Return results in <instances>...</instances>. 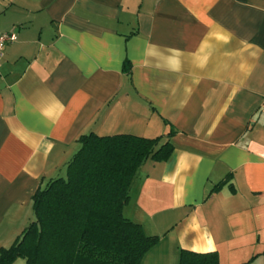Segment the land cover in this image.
<instances>
[{
  "label": "crops",
  "instance_id": "crops-1",
  "mask_svg": "<svg viewBox=\"0 0 264 264\" xmlns=\"http://www.w3.org/2000/svg\"><path fill=\"white\" fill-rule=\"evenodd\" d=\"M9 31L0 247L81 135L132 133L174 146L141 166L124 208L160 237L145 264H177L182 249L264 264V0H0Z\"/></svg>",
  "mask_w": 264,
  "mask_h": 264
},
{
  "label": "trees",
  "instance_id": "trees-1",
  "mask_svg": "<svg viewBox=\"0 0 264 264\" xmlns=\"http://www.w3.org/2000/svg\"><path fill=\"white\" fill-rule=\"evenodd\" d=\"M162 138L81 135L66 175L37 189L34 219L12 245L0 247V264H13L18 258L25 264H145L144 255L160 237L147 234L124 208L141 166L149 159L165 161L171 156L174 146ZM177 264H220V256L218 251L182 249Z\"/></svg>",
  "mask_w": 264,
  "mask_h": 264
},
{
  "label": "built area",
  "instance_id": "built-area-1",
  "mask_svg": "<svg viewBox=\"0 0 264 264\" xmlns=\"http://www.w3.org/2000/svg\"><path fill=\"white\" fill-rule=\"evenodd\" d=\"M17 38L18 35L15 31L0 32V70L2 68V61L8 44L16 41Z\"/></svg>",
  "mask_w": 264,
  "mask_h": 264
},
{
  "label": "rangeland",
  "instance_id": "rangeland-1",
  "mask_svg": "<svg viewBox=\"0 0 264 264\" xmlns=\"http://www.w3.org/2000/svg\"><path fill=\"white\" fill-rule=\"evenodd\" d=\"M67 172V167H65L64 169V173L63 174H66ZM58 177V176H57ZM46 184V183H45ZM25 263V260L23 258H19L16 262H14L13 264H24Z\"/></svg>",
  "mask_w": 264,
  "mask_h": 264
}]
</instances>
